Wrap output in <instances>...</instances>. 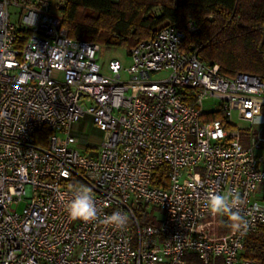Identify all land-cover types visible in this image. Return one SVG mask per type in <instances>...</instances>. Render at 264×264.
<instances>
[{
  "label": "built area",
  "instance_id": "2783aa9c",
  "mask_svg": "<svg viewBox=\"0 0 264 264\" xmlns=\"http://www.w3.org/2000/svg\"><path fill=\"white\" fill-rule=\"evenodd\" d=\"M198 32L165 27L129 49V67L111 60L104 72L101 47L69 38L52 0H0V264H258L243 254L264 227V160L249 134L264 79L202 61L187 41ZM85 116L99 145L73 130ZM82 188L91 222L66 210ZM233 190L246 231L206 206ZM140 207L159 224L142 223ZM113 212L125 229L107 223Z\"/></svg>",
  "mask_w": 264,
  "mask_h": 264
},
{
  "label": "trees",
  "instance_id": "16d2710c",
  "mask_svg": "<svg viewBox=\"0 0 264 264\" xmlns=\"http://www.w3.org/2000/svg\"><path fill=\"white\" fill-rule=\"evenodd\" d=\"M52 6L69 38L128 51L165 27L192 22L199 32L187 41L201 44L202 61L219 65L228 77L264 79V0H52ZM154 210L140 207L136 213L142 223L158 225ZM243 258L264 264V227L248 236Z\"/></svg>",
  "mask_w": 264,
  "mask_h": 264
},
{
  "label": "clouds",
  "instance_id": "9594fccd",
  "mask_svg": "<svg viewBox=\"0 0 264 264\" xmlns=\"http://www.w3.org/2000/svg\"><path fill=\"white\" fill-rule=\"evenodd\" d=\"M256 122L259 123V120ZM242 203L241 195L233 190L222 195H210L206 206L212 214H227L230 218L229 226L233 232H241L246 231L249 226V221L241 215L239 210ZM66 210L72 219L83 222L94 221L98 216V209L91 190L87 188H82L77 192L74 199L66 205ZM257 210H259V205H257ZM105 219L118 230L125 229L128 224V217L120 212H113Z\"/></svg>",
  "mask_w": 264,
  "mask_h": 264
},
{
  "label": "rangeland",
  "instance_id": "374dc122",
  "mask_svg": "<svg viewBox=\"0 0 264 264\" xmlns=\"http://www.w3.org/2000/svg\"><path fill=\"white\" fill-rule=\"evenodd\" d=\"M156 12L158 13V10H155V13ZM97 57L98 64L102 67V71L104 72L107 71L108 63L111 60H118L123 67H129L132 64V60L128 55V50L124 48H111L101 46V51ZM211 103H213L212 100H210L209 102H204V108L209 107ZM73 130L78 135L86 138V140H82V147L86 146L85 143L99 145L102 142V133L94 128L91 118L89 116H85L80 120V122L74 124ZM249 134L253 135L259 141L261 147L260 152L264 154V116L262 117V119L259 120V123H255L253 129L249 132ZM262 195L264 196V191ZM257 200H260V202L264 204V200H262L261 194L258 195ZM24 206L25 202L22 201L20 202L18 207L14 209H16L18 213H21ZM154 214L158 219H161L162 213L160 211L154 210ZM216 221L219 222L220 218L218 217Z\"/></svg>",
  "mask_w": 264,
  "mask_h": 264
},
{
  "label": "crops",
  "instance_id": "0c3cea01",
  "mask_svg": "<svg viewBox=\"0 0 264 264\" xmlns=\"http://www.w3.org/2000/svg\"><path fill=\"white\" fill-rule=\"evenodd\" d=\"M261 148V147H260ZM260 148H259V150L257 151V154L264 160V154H262L261 152H260ZM263 188H264V185H260L259 187H258V189H257V191H256V193H255V195H254V198L255 199H258V195H260L261 194V196H262V200H264V196L262 195V193H263Z\"/></svg>",
  "mask_w": 264,
  "mask_h": 264
}]
</instances>
